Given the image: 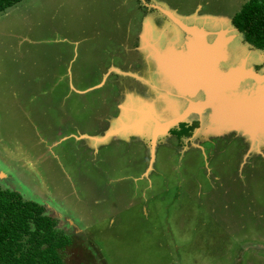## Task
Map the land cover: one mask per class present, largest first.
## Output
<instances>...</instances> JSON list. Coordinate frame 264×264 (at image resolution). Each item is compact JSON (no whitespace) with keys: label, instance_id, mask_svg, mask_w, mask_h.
<instances>
[{"label":"rangeland","instance_id":"obj_1","mask_svg":"<svg viewBox=\"0 0 264 264\" xmlns=\"http://www.w3.org/2000/svg\"><path fill=\"white\" fill-rule=\"evenodd\" d=\"M246 1L23 0L0 13V189L42 205L71 237L58 250L64 264H264V138H249L247 123L217 119L218 98L208 105V126L218 128L209 135L195 130L207 128L202 109L182 121L197 122L189 137L153 136L160 120L204 100L202 92L177 94L171 74L174 88L157 72L164 59L157 47L165 51L173 32L178 40L165 57L187 54L186 46L174 49L184 41L181 25L202 28L208 42L226 32L221 71L245 62L264 74V50L232 24ZM147 48L157 63L146 62ZM110 61L118 66L106 72ZM251 82L231 89L220 103L225 112L264 91ZM118 94L152 102L154 114L128 104L123 132L101 144L103 137L82 136L99 134L118 114Z\"/></svg>","mask_w":264,"mask_h":264},{"label":"trees","instance_id":"obj_2","mask_svg":"<svg viewBox=\"0 0 264 264\" xmlns=\"http://www.w3.org/2000/svg\"><path fill=\"white\" fill-rule=\"evenodd\" d=\"M21 1L0 0V13ZM232 24L246 43L264 50V0H247L232 17ZM196 125L180 123L169 133L189 137ZM70 241L56 221L44 215L43 206L0 189V264H64L58 250Z\"/></svg>","mask_w":264,"mask_h":264},{"label":"bare ground","instance_id":"obj_3","mask_svg":"<svg viewBox=\"0 0 264 264\" xmlns=\"http://www.w3.org/2000/svg\"><path fill=\"white\" fill-rule=\"evenodd\" d=\"M176 23L179 24L178 21H176ZM225 33L226 32H220L218 34L219 39L214 44L212 43L213 45L212 44L206 45L201 32L199 30L191 29L189 34L194 37V38L192 37V39H194L195 42L193 41L194 43L189 44L186 41L185 45L187 48H189V51L187 53L188 55L185 54V55H182L180 57L173 55L171 57V59L169 58L170 60H168L167 64L170 68V72H172V74H171L172 77H174V79L176 80V82L178 84V86H176V87H178V90L181 93H187L188 95L193 94L194 88L198 89V85H200L201 83H204V84L206 83L208 86H210V88H207L208 96H209V98L207 96V99H209L207 101V104L210 105L215 100V98L216 99L218 98V93L220 91H222L223 88H225L226 85H224V83H227L228 85L226 87H231V89L233 87H235V85L238 84L239 79L242 78L243 73H242V75H238L236 78L234 77L235 81L229 80L227 78L222 79L223 77L221 78V77L216 75L215 67H217L218 61H220L221 59L224 58V55L220 52L222 50H224V48H225L224 45H226V43L230 39V37H228V38L224 37ZM168 47L165 48V51H160L161 52L160 56L165 57V55H167L168 49H170ZM180 54H183V51ZM224 60H225V58H224ZM159 65H160V62H159ZM159 67L163 69L162 65H160ZM240 69H242V67H240ZM240 71H242V70H240ZM218 73H219V75L226 74V73H220L219 70H218ZM238 73H240V72H238ZM222 81H225V82L223 83ZM262 81L263 80L261 78L260 81L256 82V83H262L261 85H263V87H264V82H262ZM168 82L170 83V86L172 87V84H171L169 79H168ZM201 89H203V88H201ZM263 94H264V91L261 92L259 96L261 97ZM259 96H257V97H259ZM243 104H244V102L240 101L238 104L234 105L231 108V112L227 111V116L230 117L231 121L239 123V121L241 119V115H243V114L252 115L257 120H251V121L256 122L259 119L260 120L258 122V125L253 126L255 128L251 127L250 123H253V122L248 123V125L250 126V130H249L250 132L249 133L252 134V133L258 131L259 133L264 134L263 130H257L258 128L260 129V128L264 127V97L262 98L261 102L255 106V108L258 110L257 114L253 113L249 109L244 110L242 108ZM217 105H218V108L221 107V104L218 101H217ZM131 107H133V106H131ZM142 107L143 106H141V105L136 106L137 109H140ZM201 109H203V108L200 107L199 104L191 103L189 110L187 112H191L194 110L200 111ZM143 113L146 114L147 118L150 117L149 119L151 121H154V120L157 121V119L153 118L150 115V113H148V111H145ZM222 124H224V123H222ZM157 125H160V123H157ZM160 126L161 127L158 126V128H157L158 129L157 132L155 129V133L154 134L152 133L153 136L158 132L159 133L163 132V128H162L163 125H160ZM234 127H236V126H234Z\"/></svg>","mask_w":264,"mask_h":264},{"label":"crops","instance_id":"obj_4","mask_svg":"<svg viewBox=\"0 0 264 264\" xmlns=\"http://www.w3.org/2000/svg\"><path fill=\"white\" fill-rule=\"evenodd\" d=\"M159 1V0H158ZM160 2H161V0H160ZM162 2H164V1H162ZM164 4H166L165 2H164ZM166 6L167 7H169L167 4H166ZM195 7H197V8H199V6H195ZM181 15H184V14H181ZM174 16V15H173ZM197 18L196 16H193L191 19L192 20H195V18ZM203 20V19H202ZM178 29V28H177ZM173 32V31H172ZM172 34V33H171ZM177 37V35H176V32H173V35H172V38L170 39V40H167L166 41V45H165V48H167L168 46H170L171 44H173L172 42H176L177 40H178V38H176ZM148 49L149 48H147V51H148ZM225 49V48H224ZM146 50H145V56L146 57H148L147 59H145L146 60V62H148V63H151L152 61H153V57H152V55H151V52H147ZM189 51V50H188ZM146 53H148V54H146ZM220 53H222L223 55H224V53H223V50L220 52ZM178 56L177 57H180V56H182V55H185V54H182V55H180V54H177ZM186 55H188V54H186ZM151 56V57H150ZM150 57V58H149ZM171 59V56H166V57H164V59H163V64L161 63V61H159L160 62V64H162L163 65V70H164V72H165V76H166V78H167V80H168V78L171 80V78H170V76H169V74H172V72H170V68H169V66H168V64H167V62H168V60H170ZM224 58H225V55H224ZM224 58H223V60H224ZM138 59V58H137ZM139 60V59H138ZM150 60H152V61H150ZM221 61V60H220ZM137 62H139V61H137ZM69 63V61L67 62V64ZM134 63V62H133ZM153 63H154V61H153ZM118 65H116V64H114L112 61H110L107 65H106V67H105V70L104 71H106V72H108V71H111L113 68H116ZM121 66H119V68H120ZM154 67H155V65H154ZM122 68V67H121ZM243 69V68H242ZM242 69H240V70H242ZM154 70H156V67L154 68ZM238 69H233L232 70V72L230 71L229 73H227V75L226 74H224V75H219V73H218V71H217V67H215V71H216V75L217 76H219V77H223L222 79H224V78H227V79H229V80H233V81H235V78L238 76V75H242V71H237ZM113 71V70H112ZM238 72H240V73H238ZM235 73V74H234ZM172 76V75H171ZM235 77V78H234ZM252 77V76H251ZM64 78H66L67 79V83H68V86H69V89H71L73 92L75 91L76 92V88L73 86V84L71 83V82H68L69 81V79L67 78V77H64ZM112 78V83H111V86L112 85H114L115 87H116V90H117V88L119 89V86H121V83H122V81H119L118 79L117 80H115V79H113L114 77H111ZM173 78V81L175 80L174 79V77H172ZM234 78V79H233ZM61 79H63V76H58L57 78H56V80H55V85L56 84H58V81L59 80H61ZM261 79V78H260ZM256 80V79H255ZM240 81V80H239ZM260 80H256V82H259ZM170 82H172V80L170 81ZM175 83H176V86H178V84H177V82H176V80L174 81ZM223 83L225 82V81H222ZM232 82V81H231ZM53 84V85H54ZM101 84V83H100ZM238 84H239V82H238ZM238 84L237 85H235V87H238ZM224 85H228L227 83H224ZM100 86V85H99ZM225 86V88H223L222 89V91H220L219 93H218V96H220V93L221 92H225V91H228V90H230L231 91V87H226ZM176 88V87H175ZM198 88H210V86H208L206 83L204 84V83H201L200 85H198ZM234 88V87H233ZM68 89V90H69ZM177 91V90H176ZM82 91H80V93H81ZM177 92H179V91H177ZM200 93V92H199ZM198 93V94H199ZM177 94H183L184 96L185 95H188L187 93H181V92H179V93H177ZM194 94V93H193ZM193 94H190V96H192ZM260 94H258V96H259ZM65 97H66V95H64ZM137 96H138V94H137ZM118 97H119V94H118ZM136 97V96H135ZM135 97H133V95H129V96H127L126 98H124L123 97V95H120V97H119V104L120 105H118V103H117V100L115 101V107H116V110L118 111V114H115V115H112V116H110L108 119H107V121H106V124H105V128L103 129V130H101L100 131V133L99 134H82V136H87L88 138V140L89 139H91V138H95V139H99V138H102L103 137V139H100V144L102 143V142H105V141H110L111 139H112V137H110V138H108L107 139V137L108 136H110L112 133L113 134H115V133H117L118 131H122L123 132V130L121 129V125L123 124V122L121 121V119H122V117H126L125 116V112H126V108H128L127 107V105L128 104H130L129 106H133V109H135V110H137L135 107L138 105H143V106H148V107H150L151 109H152V111H153V114H154V105L152 104V102L150 103V102H146V101H143L141 98H135ZM139 97V96H138ZM260 97V96H259ZM257 98L256 99V103H249V105H247L248 107H254L255 108V106L256 105H258L260 102H261V100H262V98L264 97V94L260 97V98ZM131 98V99H130ZM132 98H135L136 99V101H134L133 100V102H135V104L132 102ZM201 101V100H200ZM240 102V101H239ZM138 103V104H137ZM252 104V106H250ZM135 105V106H134ZM189 107H190V105H189ZM231 108L232 107H228V109H227V111H230L231 110ZM243 109L245 108V106H243L242 107ZM132 108H131V110H133ZM256 109V108H255ZM135 110H133V112H132V114L133 115H136V116H138L139 115V112H135ZM189 109H187V110H185L184 112H187ZM198 110V109H197ZM197 110H194V111H191V112H197V113H199V114H202V112H201V110L200 111H197ZM244 110H247V108L246 109H244ZM249 110H251L252 111V109H249ZM138 111V110H137ZM220 111H223V112H221L220 114H223V115H226V118H228L229 116H227V112H225L224 110H222L221 108H220ZM131 112V111H130ZM135 112V113H134ZM231 112V111H230ZM253 112V111H252ZM181 113L182 112H179V115H181ZM253 113H255V114H257L258 113V110L256 111V112H253ZM191 114H193V113H191ZM246 115H248V114H246ZM201 117L200 115H197V114H194L193 115V117ZM153 117V116H152ZM247 117V116H246ZM154 118V117H153ZM113 119V120H112ZM223 119H224V117H223ZM112 120V121H111ZM133 120V119H132ZM245 120V121H244ZM247 120H249L248 122H247ZM251 120H257L256 118H254L252 115H249V117H247L246 119H244V117H242L241 116V119H240V121H239V123L240 124H243V122H245L244 124H248V123H250V122H253V121H251ZM260 120V119H259ZM259 120L258 121H254L253 123H250L252 126H256V125H258V122H259ZM111 123H110V122ZM161 121V124L163 123V122H165L164 120H160ZM159 121V122H160ZM108 122H109V124H110V129L112 130V131H110V129H108V126L109 125H107L108 124ZM118 122H120V125H119V128H117V130L116 129H113L114 128V126H115V124L116 123H118ZM182 123V122H181ZM236 124H238V123H236ZM239 124V125H240ZM178 126V125H177ZM235 126V125H234ZM236 126H238V125H236ZM146 127V126H145ZM253 128H255V127H253ZM172 129V127L171 128H167V129H165V131H164V133H162V134H164V135H167L168 136V134L169 135H171L169 132H170V130ZM216 129H218V128H213V127H211V126H208V124H207V128L205 127H200V128H198V129H195L196 131H197V133H199V130H200V132H202V133H205V135H209V131L210 132H212L213 130H216ZM223 129V128H222ZM224 129H226V130H229L230 128L229 127H225ZM109 130V132H107ZM142 130H144V128H142ZM146 130V129H145ZM257 130H259V128L257 129ZM260 130H264V128H261ZM117 131V132H116ZM127 131H129V133L131 134V133H134L133 131H130V130H127ZM140 131V130H139ZM139 131H137V133L139 132ZM218 131H220V132H223V130H218ZM136 132V131H135ZM147 133V132H146ZM161 133L160 134H158V135H162ZM213 134H216V133H210V135H213ZM228 134H230V132H226L225 133V135H228ZM116 135V134H115ZM144 135V134H143ZM142 135V136H143ZM217 135V134H216ZM81 136V137H82ZM129 137L130 136H133V137H137L136 139L138 140V139H140V138H142L141 136L139 137V135H133V134H131V135H128ZM172 136V135H171ZM117 138L118 137H120L121 139H123L125 142H130V140L127 138H125L126 136H124V137H122L121 135L120 136H116ZM134 138V139H135ZM176 138V137H175ZM105 139H107V140H105ZM165 139V138H164ZM102 141V142H101ZM142 143V142H141ZM89 144V142L87 143V145ZM98 146V145H97ZM97 146L95 147V149H94V147L93 148H91V147H88V149L90 148V149H92L93 151H95V153H96V151H98V148H97ZM96 148H97V150H96ZM91 150V151H92ZM145 152H146V147H145ZM154 153H155V151H154ZM152 158V157H151ZM32 202H34V201H32ZM35 203H37V202H35ZM37 204H39V203H37ZM40 205V204H39ZM42 206V205H41ZM49 216V215H48ZM49 217H51L52 219H54L53 218V216H49ZM57 222V221H56ZM58 228H61V227H58Z\"/></svg>","mask_w":264,"mask_h":264},{"label":"water","instance_id":"obj_5","mask_svg":"<svg viewBox=\"0 0 264 264\" xmlns=\"http://www.w3.org/2000/svg\"><path fill=\"white\" fill-rule=\"evenodd\" d=\"M181 29H182V31H183V33H184V41L182 42V44L181 45H179V46H177V47H175L174 49H176V50H183L184 48H185V42H186V40H188L187 39V34H189L190 33V31H191V29H194V30H199L200 32H201V34L203 35V38H204V41H205V43H206V45H211L212 43H213V41L212 42H208L207 40H206V37H207V33L202 29V28H197L196 26H192V27H186V26H184V25H181ZM218 33H220V32H218ZM217 35L218 34H214V36L215 37H217ZM214 37V38H215ZM157 49L159 50V51H162V48H159V47H157ZM164 49V48H163ZM222 61V60H221ZM221 61H218V64H219V62H221ZM218 64H217V68L219 69L220 67H218ZM238 67V66H237ZM236 66L235 67H232V66H230V67H228L225 71H221L220 69H219V71L221 72V73H226V72H228V71H230V70H232L233 68H237ZM240 67H242L243 69H242V72H243V75H242V78H240L239 80V84L242 82V81H244V79H249V80H251V81H254L253 83L254 84H252V85H255L256 84V80H260V78H262V82H264V74L263 75H257V74H255V73H253L252 72V70H250L249 68H246L245 67V62L244 63H242V65L240 66ZM232 72V71H231ZM252 76V77H251ZM256 79V80H255ZM239 84H238V86H239ZM258 84V83H257ZM247 88H249V86H246ZM172 88H174V87H172ZM247 88H245V89H247ZM193 92H194V94L192 95V97H196V94H198L199 92H202L203 93V95H204V100H202V101H197V102H192L193 104H199V106L200 107H202L203 109H208V114H207V116H206V121H207V124L209 125V122H208V119H209V116H210V113H211V108L208 106V104H207V102H206V96H205V93H204V91L201 89V88H194V90H193ZM192 97H190V99L192 98ZM201 112H202V110H201ZM191 113H194V112H182L181 113V115L180 116H177V117H174V118H172V120H169V121H165V122H163L162 123V128H163V132H160L161 134L162 133H164V131H165V129H167V128H171V127H173V126H176V125H178L179 123H181L182 121L184 122V120L186 119V116L188 115V114H191ZM197 114V113H196ZM212 127V126H211ZM234 129L236 128V127H233ZM240 128V127H239ZM236 129H238V128H236ZM241 129V128H240ZM215 131V130H214ZM159 133V134H160ZM246 135L249 137V138H251V139H254L253 137L254 136H256V135H259V136H261L262 138H264V134H262V133H260V134H251V133H246Z\"/></svg>","mask_w":264,"mask_h":264},{"label":"flooded vegetation","instance_id":"obj_6","mask_svg":"<svg viewBox=\"0 0 264 264\" xmlns=\"http://www.w3.org/2000/svg\"><path fill=\"white\" fill-rule=\"evenodd\" d=\"M191 38H192V37H191ZM192 40H193V39H192ZM215 42H216V41H215ZM215 42H213V44H214ZM185 43H186V42H185ZM213 44H212V45H213ZM185 46H186V45H185ZM224 52H225V49L223 50V53H224ZM187 53H188V52H187ZM227 57H228V55H227ZM154 61H156V63H157V60H156V59H155ZM222 61H225V60H222ZM218 70H219V69L217 68V71H218ZM231 71H232V70H231ZM238 71H239V69H238ZM157 72H158V73H161V75H162V77H163V83L165 82L164 84H166V81H168V80H167V78H166V76H165V72H164V70L158 66V67H157ZM227 73H229V71H228ZM227 73H226V74H227ZM247 81L250 82V83H252L251 80H245V81H242L241 83H243V84L245 85V82H247ZM241 83H240V84H241ZM240 84H239V85H240ZM244 87H246V85H245ZM203 89H204V91H205V93H206V96H208V90H207V88H203ZM235 91H236V90H235ZM235 91L232 92V91L228 90V91H225V92H221V93H220V96H218V100H217V101H218L219 103H221L222 100L225 99V98L228 99V100L231 99V98H232L231 93H232V94H235ZM257 96H258V95H257ZM257 96H256V97L254 96V98H252L251 103H256V99L258 98ZM208 98H209V96H208ZM206 99H207V97H206ZM208 100H209V99H207V101H208ZM207 101H206V102H207ZM234 104H235V103H234ZM187 105H188V104H187ZM187 105H186V106H187ZM250 106H252V104H251ZM220 108H221L222 110H225L226 107H223L222 104H221V107H219L218 110H217V115H220V116H221V119L223 120V114H220V113L223 112V111H220ZM246 108H247V109H252L253 112H256V111H257V109H255L254 107H248V106H245L244 109H246ZM244 116H249V115H242V117H244ZM216 118H217V119H220V118H218V116H216ZM248 121H249V120H247V122H248ZM244 123H245V122H243V124H244Z\"/></svg>","mask_w":264,"mask_h":264}]
</instances>
